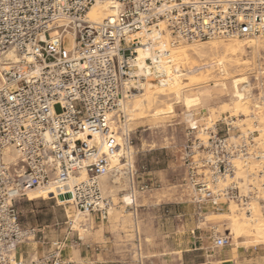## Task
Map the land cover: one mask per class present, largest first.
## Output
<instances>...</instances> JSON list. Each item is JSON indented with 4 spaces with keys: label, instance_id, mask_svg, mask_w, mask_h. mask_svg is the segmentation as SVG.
<instances>
[{
    "label": "built area",
    "instance_id": "2783aa9c",
    "mask_svg": "<svg viewBox=\"0 0 264 264\" xmlns=\"http://www.w3.org/2000/svg\"><path fill=\"white\" fill-rule=\"evenodd\" d=\"M97 1L0 0V264H28L17 254L38 230L22 225L16 202L29 190L70 186L75 212L108 219L113 202L101 180L119 149L111 125L132 96V81L168 80L161 65L182 74L170 48L264 36V0H106L115 14L96 24L87 16ZM138 34L150 37L132 38ZM155 37H165L167 47ZM148 46L152 57L140 68L138 50ZM230 127L223 136L216 122L189 126L207 138L192 146L201 155L192 162L202 176L193 185L195 203L218 212L238 199L237 186H211L251 156L248 137L229 136ZM123 165L132 175L133 165ZM129 196L135 203V193ZM212 243L219 250L232 245L230 235H214ZM52 246L29 264H65L63 245Z\"/></svg>",
    "mask_w": 264,
    "mask_h": 264
},
{
    "label": "rangeland",
    "instance_id": "374dc122",
    "mask_svg": "<svg viewBox=\"0 0 264 264\" xmlns=\"http://www.w3.org/2000/svg\"><path fill=\"white\" fill-rule=\"evenodd\" d=\"M189 54L190 61L176 62L186 73L190 71L191 62L208 65L182 78L186 80L181 92L201 100L191 109L176 97L179 83L164 92L153 84H140L144 94L139 95L133 91V83L139 86V80L130 83L132 96L120 114L112 139L119 148L115 154L133 165V176L128 166L123 165L124 161L118 162L116 158L111 175L102 178L104 196L112 200L114 208L108 219L101 221L98 215H85L75 224L77 212L70 206L72 198L68 187L31 193L18 200L16 208L22 225L36 228L38 233L21 246L17 254L19 260L29 264L43 258L55 251L53 243L60 242L65 264H264L263 243L256 242L252 236L235 240L231 232L226 231L229 220L219 222L211 216L210 221H205L204 218L209 217V213L245 217L250 215L246 209L249 204L260 208L264 215V146L255 140L259 132L254 131L264 127V49L246 47L235 57L234 62L248 61V69L227 68L232 76H245L249 81L245 86L250 100L245 106L246 116L233 114L232 101L236 99L232 80L223 83L221 70L215 64L218 57L201 58L194 55L193 50ZM185 55L175 54L178 58ZM223 103L230 106L225 112ZM170 105H173V114L153 117L157 111H168ZM56 111L60 109L57 107ZM193 122L198 126H211V122H216L218 134L223 136L227 135L226 124L230 122L229 136L232 137L246 135V128L253 127L254 132L246 135L251 156L235 161L242 164V168L229 176L231 181L221 179V183L211 186L215 191L233 182L237 186L238 199L223 203L219 212L195 203L193 185L202 176L192 162L198 161L201 155L195 156L192 152L196 149L192 146L196 139L207 138L198 137L199 129L197 134L189 132ZM114 176L118 179L116 187L105 188V183L113 181ZM130 192L135 193L136 200L126 205L122 197ZM231 204L235 208L232 214ZM214 235H230L232 245L215 249Z\"/></svg>",
    "mask_w": 264,
    "mask_h": 264
},
{
    "label": "bare ground",
    "instance_id": "6f19581e",
    "mask_svg": "<svg viewBox=\"0 0 264 264\" xmlns=\"http://www.w3.org/2000/svg\"><path fill=\"white\" fill-rule=\"evenodd\" d=\"M114 14H115V9H113L111 3L106 1V0H100V1H97L90 8V10L88 11L87 18L89 19L90 22L98 24V23H101L103 20H105L109 17H112ZM162 28H163V26H162ZM136 37L142 38V41L145 42L146 38L150 37V35L138 34L137 36H133L132 38H136ZM157 39L158 38H156V44L158 47L167 45L166 41H165L166 40L165 37H162L159 41ZM213 40H215V41L210 40V41H206V42L182 43V44L176 45V46H174V48H170L171 56L175 62H178L180 60H184V61L188 62L191 60L189 58L190 57L189 53L193 50L194 55L201 57V58L218 57L215 64L221 70V73H222L221 75L223 76L222 77L223 83H224V81L232 80L233 95H234L233 97L236 99V100L232 101L234 104V110H233L234 113L233 114L241 113L243 116H246L248 109H246L245 106L249 103L250 100H249V95L245 94L246 92H249L245 88V86L248 85L249 81H248L247 77H245V76H240V77L232 76L230 74V72L229 73L227 72V68L228 67H233V68L235 67L239 71H244V70L248 69V67L250 66L248 61L237 60L234 62L233 60L246 47H248V48H250V47H252V48H263L264 49V36L257 37V38L232 39V40H229L227 42H224V40H222V39H213ZM183 44H186V45L191 44V45H188L189 46L188 47V46L183 45ZM178 52L186 53L187 55L183 56L182 58H178L175 56V54ZM152 53H153V49L150 46L143 47V48H140L138 50V63H139L138 65L140 66V68H143L145 66V60L152 57ZM211 66H209V67H211ZM207 67H208V65H206V64L200 65L198 62H191L190 63V71L187 70V73H186V70L182 69V71H177V72H181L182 74L176 75L175 70L172 67L161 65L158 68V70H159V72L164 73L166 75V78H168V80L156 79L155 81H152L149 78L140 79L139 80V86H136V84L133 83V91L136 92L137 95H139L140 93L144 94V88H142V86L140 84H149V85L153 84L154 86H156L158 88V90L160 92H164L167 88L172 86V84L179 83V84H177L178 88L176 90V97L178 100L181 99L183 101V103L187 109H191L193 106L198 105V102L201 100H199V98H197V97H189L188 95L185 96L183 94V92H181V90H182L181 85L186 80V78L185 79H182V78L184 76H190V74L191 75L195 74V72L200 71L203 68H207ZM193 82H195V81H193ZM194 85H198V83L195 82ZM239 87L242 88L243 93L240 92ZM223 88L227 89L226 85L223 84ZM125 107H124V110H125ZM222 107H223L224 112H225L228 109V107H230V106L227 103H223ZM173 113H174L173 105H170L168 107V111H157L153 114V117L171 115ZM249 120H250V118H249ZM248 127L245 130L247 132H244V131L243 132L246 133V135H247V133H252L254 131H258L259 137H258V139H255V140H259V142H261V144L264 146V127H261V128L259 127L258 129L254 130V131H252L253 127H251V125ZM111 129L113 131L117 130V126L115 123H113L111 125ZM263 153H264V150H263ZM120 157H122V156L114 154L113 164H114L116 158L118 159V162H122L119 160ZM262 158L264 159L263 154H262ZM235 164H236V171L239 172V170L242 168V164H240L238 162H235ZM256 173H257V171H256ZM84 176H85V174H84ZM228 179H229V176H226L225 180L227 181ZM229 180L231 181V179H229ZM218 183H221V181ZM117 184H118V179H116L114 176L113 181H107L105 183V188L113 189L116 187ZM65 187H68L70 189L71 198L73 199L71 187L70 186H65ZM50 188H52V187H49L46 189H38V190L32 189V190H29L27 192V195H29L31 193L38 192V191L47 190ZM263 198H264V196H263ZM122 200L126 205L134 204V201L132 200V198L129 195H124L122 197ZM247 207L248 208H246V209H247V211L250 212V215H246L245 217L237 218L236 216H231V215L225 214V213H218V214L209 213L210 214L209 217H204V218H205V221H210L209 218L211 216H214L215 218H217L219 220V222L229 220L230 221L228 223L229 228L226 229V231H230L231 232L230 235H232L235 240H237L238 238H241L242 236H248L249 238L252 236V237H254V239H256V242H261L264 244V215L262 213V210L258 207H254L253 204H249ZM113 209L114 208H112V210ZM234 211H235V208L231 204L230 205L231 214ZM84 216H85V214L77 213V215L74 219L75 224L80 223Z\"/></svg>",
    "mask_w": 264,
    "mask_h": 264
},
{
    "label": "crops",
    "instance_id": "0c3cea01",
    "mask_svg": "<svg viewBox=\"0 0 264 264\" xmlns=\"http://www.w3.org/2000/svg\"><path fill=\"white\" fill-rule=\"evenodd\" d=\"M226 261H229V260H226Z\"/></svg>",
    "mask_w": 264,
    "mask_h": 264
}]
</instances>
